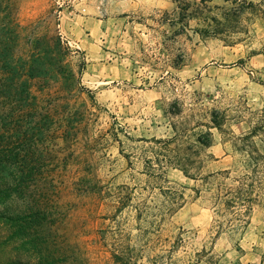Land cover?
<instances>
[{"label":"rangeland","instance_id":"obj_1","mask_svg":"<svg viewBox=\"0 0 264 264\" xmlns=\"http://www.w3.org/2000/svg\"><path fill=\"white\" fill-rule=\"evenodd\" d=\"M4 40L34 77L0 82V148L36 174L0 193V264H264V0H0ZM252 129L258 201L231 232L197 178L241 170Z\"/></svg>","mask_w":264,"mask_h":264},{"label":"trees","instance_id":"obj_2","mask_svg":"<svg viewBox=\"0 0 264 264\" xmlns=\"http://www.w3.org/2000/svg\"><path fill=\"white\" fill-rule=\"evenodd\" d=\"M8 44L5 40L0 41V82L14 87V82L16 81L17 85L26 92L29 86L27 79L34 77V75L31 73L27 61L23 67H20L19 73L15 75L13 68L14 59L8 54L2 53V50L4 52ZM254 133H256L255 129H252L238 138L242 142H247V146L250 147L241 170L234 171V169L226 168L199 174L200 176L197 178L200 179L201 183L199 188L196 189V194L202 195V192H204L203 197L208 198L212 202L215 216L225 218L226 226H222L223 223L220 224V222L219 226L227 227L231 232L245 225V217L258 201L254 194V176L260 155L258 154L259 149L253 144L251 138ZM197 141L198 143H203L200 138ZM204 145L209 144L204 143ZM186 159L189 158H184V160ZM180 160L179 158L178 161ZM180 170L185 176H188V168L186 166H181ZM7 174L12 175L11 186L1 187L3 183L8 185L5 177ZM35 174L34 166L29 164L24 155H20L14 148H0V193L10 197L12 192L22 189L26 178ZM32 209L29 208L22 214L8 215L7 219L16 228L17 234L20 232L25 233L30 227L32 228L30 220L38 214L36 210ZM114 255L119 257L116 254ZM48 260V256L41 254L33 264H47Z\"/></svg>","mask_w":264,"mask_h":264},{"label":"crops","instance_id":"obj_3","mask_svg":"<svg viewBox=\"0 0 264 264\" xmlns=\"http://www.w3.org/2000/svg\"><path fill=\"white\" fill-rule=\"evenodd\" d=\"M96 23H97V25H99V30H100V32H99L100 34L98 35V37H101V38L99 40H100V42L104 43L106 41L104 39V35L108 31V24H107L108 20L105 18H98V19H96ZM89 47L90 48L93 47L92 44L88 45V49H89ZM97 47L98 46L96 44V59L101 61L102 66H104L105 63L103 62V60L105 58V56H104L105 53H103V51L99 52L97 50ZM88 55H90V54L87 53V57H88Z\"/></svg>","mask_w":264,"mask_h":264},{"label":"built area","instance_id":"obj_4","mask_svg":"<svg viewBox=\"0 0 264 264\" xmlns=\"http://www.w3.org/2000/svg\"><path fill=\"white\" fill-rule=\"evenodd\" d=\"M67 43H68V45H70V47H71V44H70V42H69V41H67Z\"/></svg>","mask_w":264,"mask_h":264}]
</instances>
